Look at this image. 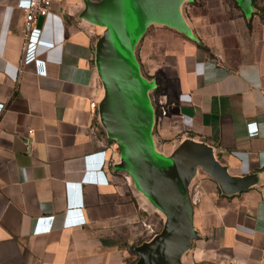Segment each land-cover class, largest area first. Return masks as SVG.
Segmentation results:
<instances>
[{
  "label": "crops",
  "instance_id": "obj_1",
  "mask_svg": "<svg viewBox=\"0 0 264 264\" xmlns=\"http://www.w3.org/2000/svg\"><path fill=\"white\" fill-rule=\"evenodd\" d=\"M24 1L0 0V264H264V10L164 0L120 43L126 165L113 50L159 0H52L23 50Z\"/></svg>",
  "mask_w": 264,
  "mask_h": 264
},
{
  "label": "water",
  "instance_id": "obj_2",
  "mask_svg": "<svg viewBox=\"0 0 264 264\" xmlns=\"http://www.w3.org/2000/svg\"><path fill=\"white\" fill-rule=\"evenodd\" d=\"M164 0H159L158 4L155 6L154 10L149 13L148 15H146L144 18L142 19H139L137 21L134 22V24L123 34V36L118 40V42L115 44L114 46V50H113V57H112V83H113V89H114V101H115V104H116V107H117V110H118V114H119V118H120V122H121V133H120V147H121V157H122V160H123V163L126 164V165H138V164H128L126 159H125V153H126V148H125V133H126V127H125V121H124V118H123V113H122V109H121V104H120V99H119V92H118V76H117V69H116V56H117V50H118V47L120 45V43L126 38L128 37L129 35H131V33L136 29V27L143 21H145L146 19L150 18L151 16L155 15L158 13L162 3H163ZM239 3L242 5L243 3V0H238ZM160 160H155V161H152V162H149V164H154V163H157L159 162ZM177 163V166H178V169H179V165H178V162L176 161ZM180 177H181V181H182V184H183V187L185 188L186 190V184H185V181L183 179V176H181V173H180ZM188 203H189V198L187 197L185 202H184V205H183V208L181 210V214L180 216L178 217V219L173 222L172 224H170L169 226H167L166 228H164L159 234L158 236L154 239V242H153V250L155 249L157 243L159 242V240L165 235L167 234L172 228H174L176 225H178L183 213L185 212L187 206H188ZM151 261L153 264H155L153 258H152V254H151Z\"/></svg>",
  "mask_w": 264,
  "mask_h": 264
},
{
  "label": "built area",
  "instance_id": "obj_3",
  "mask_svg": "<svg viewBox=\"0 0 264 264\" xmlns=\"http://www.w3.org/2000/svg\"><path fill=\"white\" fill-rule=\"evenodd\" d=\"M52 0H25L22 4V8L25 11V31L24 36L25 40L23 42V50L26 49L27 44L29 42V36L31 30L34 28V22L37 20L39 16H46L51 7ZM22 64H26L27 62L21 60ZM95 101L90 102V108L94 109ZM3 108V103H0V112ZM159 112L164 114L166 112L163 105H159Z\"/></svg>",
  "mask_w": 264,
  "mask_h": 264
},
{
  "label": "rangeland",
  "instance_id": "obj_4",
  "mask_svg": "<svg viewBox=\"0 0 264 264\" xmlns=\"http://www.w3.org/2000/svg\"><path fill=\"white\" fill-rule=\"evenodd\" d=\"M209 1H217V0H194V2L188 3L189 4L188 6L191 7V12H189V13H192L195 10V8L193 6H195V7L196 6H198V7L202 6L203 7L204 5H210L211 2H209ZM256 2H258V0H255L253 2V4L250 1L251 5L254 6L256 9L254 12H258ZM223 3L225 4V6H227V8H229L228 12L231 15H234L236 17V10H235L236 8L233 9V7H236L235 2H233L232 0H223ZM121 107H122V105H121ZM122 112H123V109H122ZM123 117H124V112H123ZM124 121H125V117H124ZM125 126H126V121H125ZM150 218L153 220L154 226L158 228L157 225H159V222H160L158 215L156 213H154V214H152V216ZM149 259H151V258L149 257Z\"/></svg>",
  "mask_w": 264,
  "mask_h": 264
},
{
  "label": "trees",
  "instance_id": "obj_5",
  "mask_svg": "<svg viewBox=\"0 0 264 264\" xmlns=\"http://www.w3.org/2000/svg\"><path fill=\"white\" fill-rule=\"evenodd\" d=\"M232 1L235 2L236 7H241V4L239 3L238 0H232ZM250 1L253 4V2L255 0H250ZM260 2H261V0H258V2H256L257 9H258L259 13H261V10H264V5L263 4H260ZM247 23H248V25H250V21H248Z\"/></svg>",
  "mask_w": 264,
  "mask_h": 264
}]
</instances>
